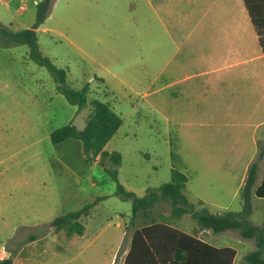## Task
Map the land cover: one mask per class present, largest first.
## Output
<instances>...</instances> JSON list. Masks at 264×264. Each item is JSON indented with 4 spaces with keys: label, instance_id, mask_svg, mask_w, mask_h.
<instances>
[{
    "label": "rangeland",
    "instance_id": "obj_1",
    "mask_svg": "<svg viewBox=\"0 0 264 264\" xmlns=\"http://www.w3.org/2000/svg\"><path fill=\"white\" fill-rule=\"evenodd\" d=\"M152 2L156 6L157 1ZM153 4L148 6L145 0H57L51 8L43 23L48 31L37 32L40 52L66 71L70 88H80L94 78L88 104L81 110L56 91L53 76L29 58L25 45L0 47V262L61 264L72 257L73 264H115L116 224H130L123 220V208L130 202L104 200L105 196L89 201L90 193L116 191L112 178L93 164H102L101 156L85 159L79 141L52 144L49 138L51 131L70 122L82 130L93 98L112 102L115 111L122 113V125L109 149L121 153L120 179L136 191L167 182L175 168L187 176L191 198L196 191L208 201L227 203L228 188L231 192L234 185L214 184L226 173L223 168L231 163L238 171L245 161L264 163L261 137L245 138L248 151L233 160V154L223 149V132L214 137L208 127L211 121L200 122L209 109L200 104L210 100L215 108V97L206 93L199 105H193L198 99L195 92H187V83L173 88L178 92L184 135L166 133L164 111L158 103L164 92L153 80L155 71L177 45V59L189 48L200 65L206 42L205 33L197 30L192 40L183 39L189 25L165 27ZM34 18L35 9L29 7L20 14L12 8L3 16V24L21 27ZM97 75L110 79L111 97ZM118 78L131 88L113 86ZM218 187L225 191L219 193ZM85 188L88 192L82 196ZM236 202H231L233 208ZM194 205L200 208L202 202ZM169 208L159 204L153 209L163 215ZM77 210H84L83 216L62 227L52 226L55 217ZM82 224H92V232L79 239L77 229ZM91 236L94 240L90 242Z\"/></svg>",
    "mask_w": 264,
    "mask_h": 264
},
{
    "label": "crops",
    "instance_id": "obj_2",
    "mask_svg": "<svg viewBox=\"0 0 264 264\" xmlns=\"http://www.w3.org/2000/svg\"><path fill=\"white\" fill-rule=\"evenodd\" d=\"M39 1L40 0H0V22H6L3 16L7 13L9 14L12 8H15L17 12L23 14L29 7L34 10ZM145 1L148 6L153 4V0ZM156 1V6L153 4L154 12L165 27H181L183 24L189 25L190 29L189 31L186 30L183 39H189L191 37L192 40V35L196 34L197 30L198 32L205 33L204 40L206 42L204 50L200 53L202 59L200 65H198V61L194 57V51L191 52L189 48V51L185 52L177 59L176 57L178 53H180V47L177 45L174 52L171 53L165 62L161 63L155 71L153 80L158 82L157 89L164 92L158 103L164 111L163 119L166 122V133L175 137L184 135L182 130L185 125L180 121L179 113L181 110L178 108L180 105L177 102L178 92L174 91L173 88L187 83V85L184 86L187 92L190 93V95L195 92L196 100L198 99L193 105H199V99H204L203 97H206V93H211V96L215 97L217 101V103L214 104L216 105L215 108L212 107L213 102L210 100L200 104L209 105V109L201 116L203 119L200 120V122L203 123L204 120L211 121L208 123V127L213 130L214 137L221 136L216 134H222L223 132L222 136L226 137V144L223 149L228 153H232L233 160H236L241 154L248 151V144L246 143L247 137L252 139L261 137L264 139V53L259 45L258 35L251 22L244 1ZM56 4L57 0H54L52 7ZM257 14L259 22L264 24V2L257 8ZM9 18H11V15H9ZM47 18L45 20H47ZM33 22L29 23V25H22L21 27L12 26L10 23L9 26L13 29H22L30 27ZM43 23L36 28V34L38 31H48V28L43 26ZM95 77L100 79V85L105 87L111 97V94L114 93L113 87L109 83L110 79L100 75ZM85 83H88L90 87L95 86V81L92 77L87 79ZM112 83L115 87L131 88V85L121 78H118L117 82ZM111 104L110 107L112 110L121 118L122 113L115 111ZM198 110L199 109L196 108V113ZM122 122L121 118L119 127L104 146V150L108 152L116 151L110 150L109 145L112 139L116 137ZM81 152L86 159L82 150V145ZM116 152L121 156L120 163L116 167L117 182L124 189L140 197L145 194L148 188H156L161 185L152 187L145 186L139 188L138 191L130 185H123L119 172L122 155L119 151ZM248 162L250 161H245L242 168H239L238 171H236L235 164L232 166L231 163H228L227 167H222L226 170V173L218 177L216 181L214 180V184L217 186H223L225 184L234 185L231 192L230 188H228V195L230 196H228L229 200L227 203L208 201L201 193L196 191L191 192L193 195L191 198L187 194V181L185 194L188 200L191 203L194 201H201L202 206L215 214H221L226 211H240L242 208L240 192L247 179L248 168L252 164L249 165ZM253 163L256 164V172L252 190L260 185L264 178V163ZM93 164L95 166H100L105 172L103 163L100 164L98 161H94ZM231 178L233 179L231 180ZM98 183H91V186H97ZM87 190L88 188L84 189L82 196L88 192ZM224 191V187H218L219 193H223ZM115 192L116 191L111 190L108 191V193H90L89 201H93L96 197L105 196L104 200L116 199L120 203L128 202V200L120 199ZM236 199V206L233 208L231 202ZM253 203L254 206L252 205ZM157 206L158 205L155 207ZM123 210L124 222L128 220L130 222L131 203L128 207L123 208ZM170 211L169 208L167 214H163V216L168 219V223L171 227L202 240L215 248L234 249L235 255L233 264H246L244 257L247 253L256 250L260 246L264 248V197L251 195V212L249 220L256 228V237L254 239L243 238L234 230L214 233L210 229H200L189 213L182 214L180 217H173ZM150 214L161 215L159 212H155L154 209L151 210ZM81 215L83 216V214ZM147 221L146 214L141 212L131 224H116L118 231L114 236V246L117 251V260H115V264H160V258L155 254L154 246L159 250L162 260L168 255V252L167 254L163 252L167 245L166 230L159 226L146 224ZM91 225L92 224H82L78 232L80 235L77 237L79 239L87 237L85 234L92 232ZM141 228H146L148 231L147 234L137 236V240L133 242L135 232ZM90 238V242L94 240L92 239L94 237L91 236ZM70 250H72V248ZM262 257L264 259V252ZM224 259V256H222L221 264H225ZM73 262V258L69 257L61 262V264H73ZM83 264L88 263L84 261Z\"/></svg>",
    "mask_w": 264,
    "mask_h": 264
},
{
    "label": "trees",
    "instance_id": "obj_3",
    "mask_svg": "<svg viewBox=\"0 0 264 264\" xmlns=\"http://www.w3.org/2000/svg\"><path fill=\"white\" fill-rule=\"evenodd\" d=\"M248 11L251 22L258 35L259 45L264 53V24L257 18V8L264 0H243ZM54 0H40L35 6V19L28 28L13 29L9 25L0 22V47L25 45L28 56L35 63L45 66L56 82V91L61 93L71 105L78 110L88 104L89 84L85 83L80 88H70L66 84V71L56 67L47 57L41 55L36 28L44 22L49 15ZM91 113L88 116L85 127L77 130L71 122L54 129L49 138L52 144H60L69 139L81 142L82 150L86 158L101 156L105 172L116 182V195L122 200L131 203L130 224L143 212L148 221L146 224L164 228L167 235V245L164 253L168 255L161 259L157 247H153L155 254L160 258V264H221L224 256L225 264H233L235 251L232 248H215L206 242L199 240L189 234L181 232L170 226L168 219L163 215L150 214L151 210L159 204H168L173 217H180L189 213L200 229H210L214 233L225 230H234L243 238H255L256 228L249 220L251 212V195L264 197V178L260 185L254 190L256 164L252 163L248 168V176L240 192L242 208L240 211H226L221 214L210 212L206 207L195 208L186 194L187 176L180 170L172 168L170 180L156 188H148L143 196H137L131 191L124 189L117 182L116 167L120 163L121 156L118 152H108L103 149L108 140L113 136L121 123V118L112 110L108 102L93 98L89 102ZM84 210L67 212L55 217L51 224L54 227H62L77 220ZM80 225L78 231L80 230ZM72 231V229H70ZM146 228L137 230V236L147 234ZM136 235V236H135ZM264 248L261 246L250 251L244 257L246 264H264L262 257ZM169 256V257H168ZM9 259H4L0 264H10Z\"/></svg>",
    "mask_w": 264,
    "mask_h": 264
}]
</instances>
